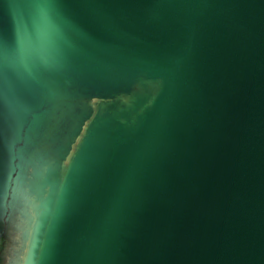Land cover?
Here are the masks:
<instances>
[{"label":"water","instance_id":"obj_1","mask_svg":"<svg viewBox=\"0 0 264 264\" xmlns=\"http://www.w3.org/2000/svg\"><path fill=\"white\" fill-rule=\"evenodd\" d=\"M0 264H264V0H0Z\"/></svg>","mask_w":264,"mask_h":264}]
</instances>
